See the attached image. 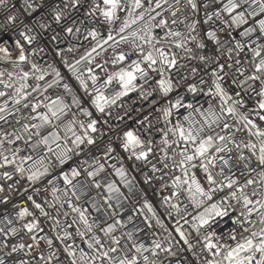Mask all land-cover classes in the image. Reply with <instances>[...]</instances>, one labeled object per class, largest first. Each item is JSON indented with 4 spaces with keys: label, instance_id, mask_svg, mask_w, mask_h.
<instances>
[{
    "label": "snow or ice",
    "instance_id": "6c2138e0",
    "mask_svg": "<svg viewBox=\"0 0 264 264\" xmlns=\"http://www.w3.org/2000/svg\"><path fill=\"white\" fill-rule=\"evenodd\" d=\"M0 264H264V0H0Z\"/></svg>",
    "mask_w": 264,
    "mask_h": 264
}]
</instances>
